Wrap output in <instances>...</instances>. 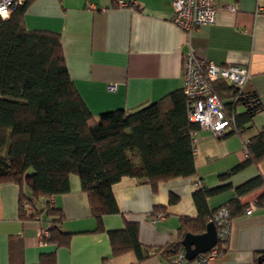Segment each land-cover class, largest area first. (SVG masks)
Instances as JSON below:
<instances>
[{
	"label": "crops",
	"instance_id": "obj_1",
	"mask_svg": "<svg viewBox=\"0 0 264 264\" xmlns=\"http://www.w3.org/2000/svg\"><path fill=\"white\" fill-rule=\"evenodd\" d=\"M235 4L237 12H225L220 22L199 27L188 37L172 22L173 0H34L24 16L31 31H50L61 36L69 74L83 100L95 116L124 109L128 112L160 101L182 89L184 55L193 47L200 57L217 65L238 64L251 72L245 93L262 103L245 134L216 136L209 130L197 133V173L151 186L124 177L114 186L121 214L93 216L88 196L77 176L70 179V192L57 195L52 205L64 213L61 222L43 214L25 212L19 216V188L0 184V264H38L44 255H55L57 264H170L157 252L177 240L182 217L197 218L194 194L198 179L204 188L232 187L208 199L216 209L236 197V187L264 177V159L225 175L247 159L246 141L264 129V0H216L218 8ZM111 85L116 86L110 90ZM217 84L225 105L231 104V90ZM228 87V86H227ZM237 106V115L245 113ZM248 147V146H247ZM171 194L179 197L170 204ZM261 190L242 198L255 203ZM43 209L44 203H36ZM154 207L165 211L151 216ZM31 217V218H30ZM127 222L137 223L139 239L149 257L138 260L134 251L112 253L108 232L124 230ZM58 227L71 235L68 248L49 244V229ZM43 232H48L44 235ZM264 252V206L251 215L234 218L225 253L210 264H254Z\"/></svg>",
	"mask_w": 264,
	"mask_h": 264
},
{
	"label": "trees",
	"instance_id": "obj_2",
	"mask_svg": "<svg viewBox=\"0 0 264 264\" xmlns=\"http://www.w3.org/2000/svg\"><path fill=\"white\" fill-rule=\"evenodd\" d=\"M33 1L26 0L0 24V184L18 186L20 218L26 217L25 204H30L36 213L61 222L64 213L52 205V199L70 192L72 176L79 178L99 221L106 215L121 214L113 189L124 177L135 178L154 192L162 182L193 177L197 173L193 134L200 126L189 119L183 90L130 112L118 109L95 116L69 74L60 34L26 28L25 12ZM223 83L228 86L226 91L231 90L233 105L239 89ZM240 105L246 112L237 115L236 109V124L239 134H245L262 103L243 91L237 100ZM226 106L230 108V104ZM247 153V159L224 180L264 159V129L249 138ZM231 187L197 190L194 202L198 217H182L177 240L157 252L173 264L183 249L185 234L204 233L221 207L228 208L233 222L249 206L242 198L260 190L254 204L264 206V177L259 175L234 188L235 198L210 209L208 199ZM178 199L171 194L170 204ZM42 201L44 208L37 209L36 203ZM164 211V207H154L151 216ZM108 236L114 255L134 251L138 260L150 256L140 242L137 223L127 222L124 230L110 231ZM229 238L218 244L219 256L225 253ZM70 241L71 235L58 227L49 229L45 239L63 248H68ZM256 256L254 264H260L264 252ZM38 264H57V260L55 255H44Z\"/></svg>",
	"mask_w": 264,
	"mask_h": 264
},
{
	"label": "built area",
	"instance_id": "obj_3",
	"mask_svg": "<svg viewBox=\"0 0 264 264\" xmlns=\"http://www.w3.org/2000/svg\"><path fill=\"white\" fill-rule=\"evenodd\" d=\"M26 0H0V24L9 19L17 7L23 5ZM172 22L181 29L188 37L203 25H214L220 22L221 16L227 12L234 15L237 12L235 4L228 5L226 9H220L216 5V0H173ZM250 70L242 65L227 64L217 65L208 62L199 56L198 52L189 47L184 55V79L182 90L188 99L189 119L197 123L202 130H209L216 136H223L226 133H240L236 124V109L239 96L247 83L250 81ZM227 82L239 89L235 102L230 104V108L224 104L218 93L215 84ZM110 90H115L116 86L111 85ZM197 133L193 134V142L197 145ZM249 139L246 141V152ZM196 155V149H195ZM198 189L204 188L202 179L195 182ZM28 212H33V206L25 204ZM256 205L250 203L245 210V215L255 212ZM214 222L218 230V244L225 242L231 233L232 222L230 212L227 207L218 209L210 220ZM47 235L48 232H43ZM218 244L210 252L199 255L192 264H210L220 254ZM184 250H180L173 261V264H188ZM107 264V263H106Z\"/></svg>",
	"mask_w": 264,
	"mask_h": 264
},
{
	"label": "water",
	"instance_id": "obj_4",
	"mask_svg": "<svg viewBox=\"0 0 264 264\" xmlns=\"http://www.w3.org/2000/svg\"><path fill=\"white\" fill-rule=\"evenodd\" d=\"M218 244V230L214 222L206 225V230L202 234H185L181 245L189 262L194 261L199 255L210 252ZM264 258H259L261 264Z\"/></svg>",
	"mask_w": 264,
	"mask_h": 264
},
{
	"label": "rangeland",
	"instance_id": "obj_5",
	"mask_svg": "<svg viewBox=\"0 0 264 264\" xmlns=\"http://www.w3.org/2000/svg\"><path fill=\"white\" fill-rule=\"evenodd\" d=\"M218 83H220V82H218ZM218 83L215 84V87H217V84H218Z\"/></svg>",
	"mask_w": 264,
	"mask_h": 264
}]
</instances>
